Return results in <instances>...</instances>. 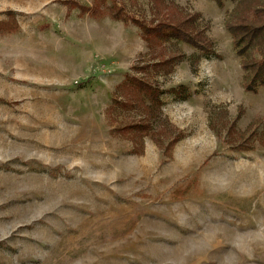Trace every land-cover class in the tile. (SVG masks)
Masks as SVG:
<instances>
[{"label":"rangeland","instance_id":"374dc122","mask_svg":"<svg viewBox=\"0 0 264 264\" xmlns=\"http://www.w3.org/2000/svg\"><path fill=\"white\" fill-rule=\"evenodd\" d=\"M235 3L0 0V264H264V86L243 88ZM191 16L203 52L147 50L130 21ZM124 78L161 93L129 105Z\"/></svg>","mask_w":264,"mask_h":264},{"label":"trees","instance_id":"16d2710c","mask_svg":"<svg viewBox=\"0 0 264 264\" xmlns=\"http://www.w3.org/2000/svg\"><path fill=\"white\" fill-rule=\"evenodd\" d=\"M152 1L155 3L159 1L163 2V0ZM210 1H212L216 7H221L224 1H236L233 9L227 14L224 28L230 36L233 51L239 58V67L243 72L245 80V82H243V88L247 91H252L258 86H264V0ZM165 5L166 4L162 6ZM80 10L81 13L87 12L93 17L96 16V12L91 13V11H96V7L92 9V7L87 8L82 6ZM97 13H99V11H97ZM107 14L109 18L115 21L123 23L129 21L126 15L122 13V8L115 5H110L107 8ZM130 21H132L131 23L133 26L139 30L141 39L147 50H149V47L158 45L163 41L177 39L202 52L204 51L202 49L204 45L200 42V40L204 41V39L200 37V32L194 31V33H191L190 31V23L193 21L192 16L190 19L184 18L175 21H168L167 19L158 20V22L152 26L142 23L137 19H130ZM211 54H213V52H211ZM144 66H146V64ZM248 74L249 80L247 81L246 76ZM115 88L117 91L120 89L125 91L129 105L131 103L130 99L141 100L144 96L154 99L155 97H153V95L156 96L157 94L158 96L161 93L160 90L151 88L145 79L139 78H124ZM152 91H154L155 94H153Z\"/></svg>","mask_w":264,"mask_h":264}]
</instances>
